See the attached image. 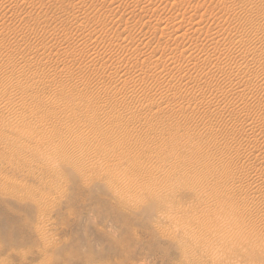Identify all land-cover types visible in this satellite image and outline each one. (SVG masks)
I'll return each mask as SVG.
<instances>
[{
	"label": "rangeland",
	"instance_id": "374dc122",
	"mask_svg": "<svg viewBox=\"0 0 264 264\" xmlns=\"http://www.w3.org/2000/svg\"><path fill=\"white\" fill-rule=\"evenodd\" d=\"M0 264H264V0H0Z\"/></svg>",
	"mask_w": 264,
	"mask_h": 264
},
{
	"label": "bare ground",
	"instance_id": "6f19581e",
	"mask_svg": "<svg viewBox=\"0 0 264 264\" xmlns=\"http://www.w3.org/2000/svg\"><path fill=\"white\" fill-rule=\"evenodd\" d=\"M54 154H55V153H54ZM106 167H107V166H106ZM106 171H107V173L110 172L109 174H111V175H113V176H115V177H116V175H117V173L115 174V172H113L112 169H108V168H107ZM103 172H104V171H103ZM118 174H119V173H118ZM119 175H122V174H119ZM119 175H118V176H119ZM108 176H109V175H108ZM124 176H125V175H124ZM128 178H129V177H128ZM131 180H132V179H131ZM121 181H122V180H121ZM122 186H123V185H122ZM116 188H117V187H116ZM128 189H129V188H128ZM137 189H138V188H137ZM116 190H117V189H116ZM130 190H131V189H130ZM135 193H136V192H135ZM127 194H128V192H127ZM132 194H133V193H132ZM129 195H130V194H129ZM123 196H124V195H123ZM126 196H127V195H126ZM131 197H136V198H137L136 194H133V196H131ZM138 197H139V195H138ZM139 199H140V198H139ZM130 200H131V199H130ZM133 200H134V198H133ZM212 214H214V213H212ZM218 214H219V213H218ZM216 216H217V214H216ZM218 216H219V215H218ZM176 217H177V216H176ZM176 217H174V218H176ZM222 217H223V216H222ZM233 217H234V216H231V217H230V220H231V219H234ZM168 218H169V217H168ZM171 218H172V217H171ZM174 218H173V219H174ZM217 218H218V217H217ZM217 218H216V219H217ZM220 218H221V216H220ZM220 218H218V219H220ZM221 219H222V218H221ZM221 219H220V220H221ZM176 220H177V219H175L174 221H176ZM178 220H179V218H178ZM220 220H219V221H220ZM222 220H223V219H222ZM176 222L178 223V222H180V221H176ZM215 222H217V221H215ZM220 222H221L220 225H219V224L217 225L218 222L215 223L216 225H215V227H214L213 232H215L214 234H217L219 237H221V239H223L224 242H225V241H229V240H231L232 238H233V239L235 238L236 241H238V242H240V241L242 242V241H244V240H248V239H252V238H253L252 236H250V235H248V234H238L237 232L235 233V232H233V230H232V231H231V230H230V231L228 230L229 233H224V234H223V233H222V232L224 231L223 229H225L226 227L222 229V227H224V226H222V224H223L222 221H220ZM234 222H236V221L234 220ZM223 225H224V224H223ZM225 225H226V224H225ZM175 227H176V226H175ZM184 227H185V225H184ZM186 229H187V228H186ZM222 230H223V231H222ZM184 231H185V230H184ZM234 234H235V235H234ZM240 235H241V236H240ZM221 239H220V240H221ZM235 239H234V240H235ZM203 241H204V240H203ZM205 242H206V241H205ZM230 242H231V241H230ZM221 243H222V241H221ZM226 243H227V242H226ZM223 244H224V243H223ZM227 244H229V243H227ZM227 244H226V245H227ZM217 253H218V252H217ZM214 254H215V253H214ZM218 254H219V253H218ZM218 257H219V256H218Z\"/></svg>",
	"mask_w": 264,
	"mask_h": 264
}]
</instances>
